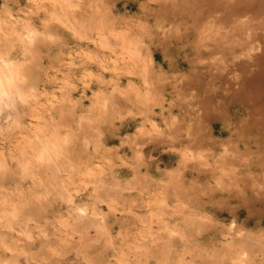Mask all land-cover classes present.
<instances>
[{"label":"rangeland","instance_id":"obj_1","mask_svg":"<svg viewBox=\"0 0 264 264\" xmlns=\"http://www.w3.org/2000/svg\"><path fill=\"white\" fill-rule=\"evenodd\" d=\"M260 47L264 0H0V264H264Z\"/></svg>","mask_w":264,"mask_h":264},{"label":"clouds","instance_id":"obj_2","mask_svg":"<svg viewBox=\"0 0 264 264\" xmlns=\"http://www.w3.org/2000/svg\"><path fill=\"white\" fill-rule=\"evenodd\" d=\"M24 67L25 62L10 51L0 52V113L15 111L31 100L33 90Z\"/></svg>","mask_w":264,"mask_h":264},{"label":"bare ground","instance_id":"obj_3","mask_svg":"<svg viewBox=\"0 0 264 264\" xmlns=\"http://www.w3.org/2000/svg\"><path fill=\"white\" fill-rule=\"evenodd\" d=\"M226 1V0H225ZM225 7V6H224ZM211 17V16H210ZM210 21H208V23H209ZM243 23V22H242ZM203 24V23H202ZM210 25V24H209ZM245 25V24H244ZM208 27V24L206 23V24H203V27ZM204 27V28H205ZM202 28V27H201ZM203 28V29H204ZM209 28V27H208ZM251 28H253V27H251ZM29 29V28H28ZM33 30H34V28H32ZM210 29V28H209ZM213 29V28H212ZM211 29V30H212ZM256 29V28H255ZM226 32V31H225ZM244 32V31H243ZM21 33V32H20ZM32 34V33H31ZM214 34V33H213ZM219 34H222V33H219ZM28 35V34H27ZM263 35V34H262ZM255 36V34L253 35V37ZM256 36H259V34L258 33H256ZM29 38H31V37H29ZM129 38V37H128ZM134 38V37H133ZM133 38H131L130 37V39H133ZM225 38L226 37H224V40H225ZM222 39V38H221ZM257 40H258V38H256ZM30 40V39H29ZM127 40H129V39H127ZM212 40H214V39H212ZM219 40V39H218ZM131 41V40H130ZM226 41V40H225ZM31 44V43H30ZM128 44V43H127ZM251 44V43H250ZM261 48V47H260ZM249 49H251V48H249ZM257 49V48H256ZM260 51L262 50V48L261 49H259ZM245 52V51H244ZM250 52V51H249ZM239 56V55H238ZM257 56L258 57H260V58H264V50L263 51H261V52H259L258 54H257ZM137 59H138V57H137ZM141 60V59H140ZM140 60H138V61H140ZM142 61V60H141ZM257 61V60H256ZM248 79V78H247ZM240 82V81H239ZM130 83V82H129ZM258 83V82H257ZM263 89V88H262ZM264 90H261V94H262V92H263ZM199 110V109H198ZM215 111V110H214ZM205 118V117H204ZM47 142V141H46ZM49 142V141H48ZM52 142V141H51ZM49 144H51L50 142H49ZM58 148V147H57ZM56 149V148H55ZM58 151V150H57ZM58 156H59V153L57 154ZM40 156V155H39ZM50 156V155H49ZM52 156V155H51ZM43 157V156H42ZM56 157V156H55ZM57 158V157H56ZM38 159V158H37ZM39 159H40V157H39ZM41 160V159H40ZM41 162V161H40ZM44 162V161H43ZM263 162V161H262Z\"/></svg>","mask_w":264,"mask_h":264},{"label":"crops","instance_id":"obj_4","mask_svg":"<svg viewBox=\"0 0 264 264\" xmlns=\"http://www.w3.org/2000/svg\"><path fill=\"white\" fill-rule=\"evenodd\" d=\"M153 60H154V58H153ZM211 130V132H212V134H213V136L215 135L214 134V129L212 130V129H210ZM214 138H216V137H214ZM162 153H164L163 151H161L160 153H159V155L160 154H162ZM153 158H156V156L155 157H153ZM160 162V161H159ZM176 165H177V162H175V164L174 165H172L171 167L173 168V167H176ZM165 166L163 165V167L162 168H164Z\"/></svg>","mask_w":264,"mask_h":264}]
</instances>
